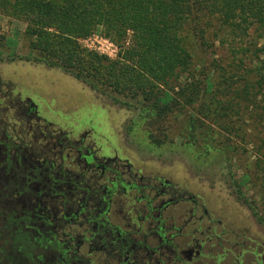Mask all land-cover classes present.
I'll return each mask as SVG.
<instances>
[{
    "label": "trees",
    "instance_id": "obj_1",
    "mask_svg": "<svg viewBox=\"0 0 264 264\" xmlns=\"http://www.w3.org/2000/svg\"><path fill=\"white\" fill-rule=\"evenodd\" d=\"M0 14L27 23V62L138 99L156 122L191 108L181 138L204 153L217 131L242 135L246 118L263 162L264 0H0ZM99 27L116 42L131 31V45L115 60L85 53L79 40ZM98 152L90 131L74 138L47 122L0 77V264H195L207 256L196 240L188 257L184 224L165 216L186 202L193 218L196 195ZM261 178L258 204L236 195L264 225ZM124 198L130 208L120 205L115 221L113 205ZM202 212L197 221L209 216Z\"/></svg>",
    "mask_w": 264,
    "mask_h": 264
},
{
    "label": "rangeland",
    "instance_id": "obj_2",
    "mask_svg": "<svg viewBox=\"0 0 264 264\" xmlns=\"http://www.w3.org/2000/svg\"><path fill=\"white\" fill-rule=\"evenodd\" d=\"M27 28V23L21 19L0 14V77L4 82L12 84L21 98H30L41 118L68 131L74 138L90 131L99 155L127 160L140 173L165 176L196 195L200 205L193 218L190 216L192 206L186 202L165 212L169 223L184 224L179 242L192 245L194 250L187 251L188 255L197 252L196 240L202 244L201 252L208 257L195 258V264H214V256L218 260L222 257L220 264H234L235 257V264H264V225L236 195L240 189L243 199L250 204L262 201L264 160L256 162L258 145L252 138L251 121L243 118L239 137L217 131L216 142L204 153L199 143L188 146L186 139L181 138L182 133H187L191 108L186 107L183 112L156 122L146 117L138 99L124 98L109 90H95L58 68L27 62L26 59L34 55L25 36ZM92 35L110 42V49L104 47L110 56L94 50L97 45L88 40ZM131 36L132 32L128 31L123 40L116 42L105 37L99 27L80 39L79 44L85 53L115 60L131 45ZM227 145L231 148L224 150ZM120 205L130 208L125 198L116 201L113 205L115 221L120 217L117 213ZM203 208L209 216L197 221ZM197 228L205 235L197 232ZM213 233L220 238L206 239Z\"/></svg>",
    "mask_w": 264,
    "mask_h": 264
},
{
    "label": "built area",
    "instance_id": "obj_3",
    "mask_svg": "<svg viewBox=\"0 0 264 264\" xmlns=\"http://www.w3.org/2000/svg\"><path fill=\"white\" fill-rule=\"evenodd\" d=\"M88 40L92 41L93 43H95L97 46L94 50H98V52H102V54H105L106 56H110V54L107 52L108 50H106L107 48L110 49V42L105 39V38H102L101 36H98V35H92L90 38H88ZM107 47L106 49H104V47Z\"/></svg>",
    "mask_w": 264,
    "mask_h": 264
},
{
    "label": "crops",
    "instance_id": "obj_4",
    "mask_svg": "<svg viewBox=\"0 0 264 264\" xmlns=\"http://www.w3.org/2000/svg\"><path fill=\"white\" fill-rule=\"evenodd\" d=\"M42 67H43V69H44V70H47V71H49V70H48L46 67H44V66H42Z\"/></svg>",
    "mask_w": 264,
    "mask_h": 264
},
{
    "label": "flooded vegetation",
    "instance_id": "obj_5",
    "mask_svg": "<svg viewBox=\"0 0 264 264\" xmlns=\"http://www.w3.org/2000/svg\"><path fill=\"white\" fill-rule=\"evenodd\" d=\"M4 160H6V157H4ZM191 255H188V257H190Z\"/></svg>",
    "mask_w": 264,
    "mask_h": 264
}]
</instances>
